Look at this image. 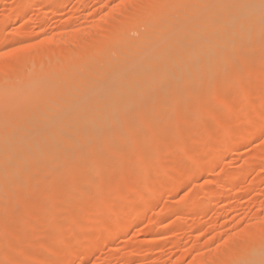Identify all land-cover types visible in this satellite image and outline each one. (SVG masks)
Masks as SVG:
<instances>
[{
	"label": "bare ground",
	"instance_id": "6f19581e",
	"mask_svg": "<svg viewBox=\"0 0 264 264\" xmlns=\"http://www.w3.org/2000/svg\"><path fill=\"white\" fill-rule=\"evenodd\" d=\"M148 2H151L156 5H160L161 7H157L154 9H145L144 13L139 14L137 17H135V19L132 18L129 20V23L132 24L131 25L129 24L126 30L123 31L121 29L120 30L118 29L111 37L105 36L103 34V36L99 38L87 40V38L84 39L83 36H82L83 38H81L80 37L81 35H79L77 33L78 31H76V33L75 32L74 33L77 34L76 35L77 37L75 35H74L75 37L72 36V38L74 39L65 36L60 37L59 35L62 34L53 33L55 35L52 34V36H50L49 39H47L48 41H46L45 39L43 42H41V44L37 43L36 46L39 47H41L42 43L45 44L49 43L50 45L56 46L59 49L58 45H60V43H61L60 46L63 47V44L66 45L68 44V42L69 44L73 42L76 46L81 47V49L83 48L82 53L80 52V55L78 53L79 57L77 55L75 58V59L78 58V60L76 62L74 61L75 64L74 63L72 64L75 65L73 66L74 68L73 67L70 68V66H68L71 65L70 62H68L69 64H67L66 66L67 61H70L71 59L69 56L70 54L68 55V53L66 52L63 53L64 52L63 49H61L60 53H58V51L56 50L54 56L50 58V60H52L51 62H55V63L56 61L58 62V60H61L62 63L61 68L58 67V63H56V66L59 68V71L55 66H53L54 68L51 67L53 71L49 68V66H48L49 71L46 70L47 69L46 67L45 68L43 67L44 69L41 67L43 71H40V68H38V70L36 71L37 74L35 75L34 72L32 73L30 70H27L25 64L26 61L24 58L25 57L24 52H22V55L19 54V56L21 55L20 57L12 56L13 59L8 58L9 59L7 60L8 64L6 63L5 60L4 61L6 64L3 62L0 63V65L2 64L3 66H5L3 67L1 65L3 67V70L0 71V83L2 82L1 79L11 78L10 72H12V74L15 75V76L13 75L12 76L13 78H11L13 81L14 79L16 80L17 77H18L17 79L24 80V82L22 81L23 83L21 82L22 84H19L18 83L19 81L17 83H14L16 84L15 85L16 87L14 86V84H11L12 82L11 79L10 80L8 79L7 81L3 80V82L5 83L4 84L1 83L4 87L6 82L7 83L9 82L11 85H13L11 86V89L13 87L15 88H13V90H10L9 89L10 85H9V87L4 88L5 89L4 93H0L1 94L0 95V195L3 193L10 194V191L15 188V184L17 182H21L24 179H27L26 177H31V176L34 178V181H39L36 182L37 185L39 187L42 186V190H44L43 188L45 186L41 185L44 179H45L44 183H46V180L50 176L54 177L53 176L54 174L61 172L59 170L66 162L65 161L66 158H69L72 155H76L78 158L82 159L85 158L91 151L104 149L106 152L103 155H99V154L95 155L87 164L84 165V167H86L85 169L89 171L88 174L90 173L89 177L91 179V180L88 179V184L85 182L86 185H91V187H93L95 191L97 190L99 191L101 187L100 178L104 170L109 165L117 161L116 159L118 158V156H120L119 154L123 152L124 147L126 148L127 143L128 144L139 143L140 137L142 134H144L145 129L148 130L149 127L152 128L151 126L157 123L159 127L154 135L153 134L150 135L152 139L151 140L149 139L150 136L149 138L147 137V139H149L148 142H150V144L146 142L148 146L145 149L146 160L145 159L144 160L145 162H149V160L151 161V157H152L151 155L154 154L151 153L152 152L151 150L152 149L154 150L153 147H155L158 150V156L161 160V158L164 155H166L165 150L169 147L171 148V146L167 147V143L169 141L168 137L170 136V134L172 135L171 133L173 129V128L171 129V127H173L172 125L176 127L177 124V125H181V128L182 126L187 128L188 125L194 123L195 120H193L192 122L191 120L196 119L195 115L196 114L198 115L199 113L200 114L203 113V115L205 114V117H203L204 122L203 120L201 121L202 123L200 122L202 125L200 124L201 126H199L198 124V126L200 127L199 130L202 132H204L205 130V132L208 131L209 133L210 130L214 132V134L211 136L212 138L209 143V146L205 150V155L206 153H208V151L210 150L212 151V148L214 147L216 150V146H218L216 144L217 143L219 144L220 142L218 135H222V133L220 134V132H218L217 135L216 128L218 126L222 131H224L225 136L223 135V137L224 138L226 137L225 139L222 138V140L224 139V141L222 142L226 141L227 143L228 141V143L235 142L236 144L238 140L240 141L239 138L242 136L237 138V135L239 132H241L239 130L240 129L242 130L241 122L243 120L234 119L235 121L233 120V122L222 121L223 123L217 122L218 125H216L215 119L217 117L216 111H218V109H215V104L213 105V103H210L212 99V97L210 96H212L211 95L212 90H217L219 87L222 88L228 86L233 81V79L236 81L240 77H242L241 79H243L242 75H246L250 71L248 69L249 71L247 72L246 69V66L249 62L248 61L249 60L248 57H250L249 55L254 56V53L256 52L254 50L255 48L257 50L259 47L260 49L264 47V0H179L174 2L172 0H148ZM111 12H113L114 14V10ZM166 14L169 15L165 16ZM73 43L70 45H72L75 48V45H73ZM79 47L77 48L79 49ZM94 47L100 48V50L97 53H94L93 52ZM260 49H258L257 51H259ZM43 50L42 51L39 50V53L40 52L42 53L38 55L39 58L36 59L40 64L41 62L46 64L45 62L47 61L45 60L48 58V54H49V53L47 54L46 50H44L46 52H43ZM250 51H252L251 52L252 54L251 53L248 54ZM252 56L250 57L251 59ZM255 56L258 57V59H261L262 55L258 53V55L255 54ZM255 59L257 60V58ZM250 62H252V60ZM12 63H14V66L12 65ZM9 65L14 67V69L11 68ZM72 68L73 70H71ZM9 69L10 70L13 69V70L10 71ZM61 69L64 70L66 74L63 73ZM67 69L68 70L70 69L69 70L71 71L69 72L70 74L67 71H65ZM257 69L259 70V68ZM258 70L256 71L260 73H264L260 71L261 69L259 71ZM28 71H30L32 75L31 73H28ZM44 72L46 74H44ZM33 75L34 77L38 75L37 79H34ZM30 76H32L31 78L33 79H30L29 78ZM254 77L252 76L249 77V82L251 81L250 79ZM258 77L257 79H260L263 78L264 76L261 75L260 78ZM39 79L40 81H38ZM254 79L257 80L256 78ZM37 81L40 84V86H38V88H32V86L30 85L31 84L33 85ZM232 84L234 83L232 82ZM248 84L246 87L249 86ZM3 87L0 89H3ZM28 87L32 88L33 92L35 91L34 89H37L35 93H36V97L38 95L37 97L38 101L37 100L35 101L36 97H34V99L32 100H28L26 98V94H28L29 91L31 90L28 89ZM34 87H37V85H35ZM32 90L30 91V93H32L33 95ZM0 91L3 92V90ZM174 95L175 98L173 97ZM22 96H24L25 98H23ZM209 97L210 99H206ZM31 98H33V96ZM202 98H204L203 101L201 100ZM213 101L215 100L213 99ZM237 106L235 108H237ZM242 106L244 105L242 104ZM242 106L240 105L239 107ZM233 107L232 105H229L228 107V105L226 104V106L224 105L222 110L221 109L220 110L224 115L225 114L227 115L226 112H228L229 109L233 111ZM246 109L247 108L245 106V110ZM185 110L186 112L188 111L187 113H190L191 116L186 112L185 113L181 112ZM174 112H176L177 114L183 113L186 116L183 115L184 118L182 116H181L182 118L181 117L178 118L180 114L176 115V113L174 114ZM240 114L242 116L243 113ZM244 115L246 114L244 113ZM259 115L257 114L256 116L257 117L262 116L261 114ZM174 116H177V118L175 119L178 120H174L173 118ZM242 118L245 119V116L244 117L242 116ZM244 122L243 124H246ZM251 135L252 134H250L249 136ZM247 136L246 139L247 138L250 139V137ZM188 137H185L184 139L183 137H181L182 139H177L180 140V142L177 144L178 145L180 144L183 150L184 148L190 149V147H192L193 143L191 145H189V143L194 141H199L198 138L197 140H194L195 138L192 139L193 136L190 138ZM171 141L175 143L174 140ZM122 147L123 150H121ZM222 147L224 146L222 145ZM195 149L193 146L192 147L193 151L191 150L192 153L194 152ZM170 150L171 149H169L168 153H170ZM215 150L214 152L217 153V151ZM222 151L220 152L222 153ZM103 152L104 151H102V153ZM192 153H190V155ZM123 155L121 154L122 157H124ZM220 156L218 157L220 158ZM165 157L166 156H164V158H162L161 161H165L167 163ZM203 157L204 156L202 155V158ZM253 157L254 158L259 157L260 159L261 158L264 159L263 149H259L258 152L255 155H253ZM197 158L195 159L197 160ZM248 158L246 159L247 161L246 163H249ZM254 158L250 157V160L254 161ZM197 161L195 163L198 164ZM162 163L163 162H161L159 166L166 165V164L161 165ZM168 164L166 165L167 167L164 166L162 169L166 167L167 169L165 170L169 171L170 170L169 168H171V171H169V173L165 175L168 180L167 183H172L176 178L174 176L175 171H173L171 167L172 164L171 165ZM121 165L122 164L118 165L117 163V166H115L116 168L115 174H117L116 179L118 176L121 175V173L123 174L125 172L126 164H124V166ZM255 165L258 164L253 163V166ZM168 166L170 167L168 168ZM10 169H14L15 170L14 173L8 172ZM159 170L157 171L159 172ZM203 171L204 168L201 167L200 165V167L198 166L197 169L195 168V171L193 173L198 174ZM223 171L222 174H220L221 175L220 178L214 180L215 184L217 185L221 184L220 182L224 179L227 181L228 187L230 186V188L232 189V186H234L233 180H235L236 178L235 174L230 170H225L224 172ZM236 176H238V174ZM33 178L30 179L33 180ZM176 182H174L173 184H175ZM132 187L134 188V186ZM174 187H176V185ZM130 188L131 186H128V190H131ZM201 189L203 191L202 192L200 191V194L206 196L205 189L203 188ZM15 190H13L14 194H15ZM20 190L21 188L19 187L18 191ZM229 191H224V192L227 193ZM217 192L219 191L209 192L212 195L211 198L213 197L212 200L218 197ZM189 196L187 198H189ZM207 196L210 197L208 193ZM102 197L98 199L100 201L97 202L98 204L96 205L97 207L96 211L99 210L98 208L102 204L103 206L108 205L107 204L108 202L106 200L107 196L104 197L105 199L103 198L104 200L102 199ZM107 198H109V196ZM64 204L63 206H65ZM200 205L202 206L203 204ZM166 207L168 208V206ZM12 208L11 210L8 209L9 210L8 212L10 213L12 212L10 216L7 212L8 214L7 216L9 217L12 216V217L9 220V217L6 216V219L10 224H14L15 226L18 223L17 221L18 218L17 219L13 218L15 217L13 216L15 210ZM168 209H171V207L169 206ZM168 209H166L165 211L166 212L169 211ZM203 210L204 209L202 207V211ZM70 212H71L70 215L68 214L69 217L72 216V210ZM260 213L258 211V213H255L253 215L252 220H248V219L246 220L245 227L243 229L242 228L239 229L240 231L242 230L241 235L240 232L237 230L238 226L236 227V224L235 226L232 225L233 227H231V233H229L231 234V236H229L230 242H228V244L231 243L230 247L233 245L234 242L240 241V238L245 233L249 231H258L260 229V227L262 226L261 221H264V214H260ZM38 214L36 213V215ZM36 215L35 217H37ZM79 216L81 219L84 217L83 215L82 217L81 215ZM77 218H78L77 222L78 221L79 222L77 225L78 226L77 232L75 233L76 235L74 234L76 238L79 235H82L83 230H85L84 227H86V226L81 227L80 226L81 220L79 219V217ZM105 218L106 215L104 219ZM9 223H7V225ZM54 223H56V221ZM177 228H179V226ZM55 229L56 228H54V225L51 226L52 232L55 231ZM232 229L234 231H232ZM17 236L19 237V235H16V237ZM20 242H22V240ZM24 242L22 244H24ZM29 242H30V238H29ZM80 242L81 241L77 243H72V245L70 243L72 248L70 252L69 251L68 252L70 254L77 253V251L81 249L80 247L84 248L83 246L86 243L83 245L82 242L81 245ZM7 243L8 245L10 244V242ZM20 245L21 244L19 243L18 246ZM25 247L28 248L27 245ZM86 247L88 248L89 246L87 244L85 245V248L82 250L83 255H85L84 253H87L88 251ZM13 248L14 247H12V249ZM16 248L18 249L17 251L21 249L18 247ZM213 250L210 251V253L207 256H199L198 259L195 256L197 260L194 259L195 262L193 261L194 263L192 264H207L208 262H210L211 264H222L224 260L222 259V257H220L221 254L218 255L219 253ZM228 252L229 251H227V253ZM233 252L236 254L234 255L233 258H231L232 260H239L241 262H251V264H260V261L264 259V252H262L258 241L250 244L240 243L233 250ZM229 254L230 252L228 253V255ZM222 256L224 257L225 254ZM24 257L26 258V255H24ZM227 258L229 257L227 256ZM27 259H28V254H27ZM26 261H23L25 262L24 264L27 263ZM174 264H182V262L180 260H176Z\"/></svg>",
	"mask_w": 264,
	"mask_h": 264
},
{
	"label": "rangeland",
	"instance_id": "374dc122",
	"mask_svg": "<svg viewBox=\"0 0 264 264\" xmlns=\"http://www.w3.org/2000/svg\"><path fill=\"white\" fill-rule=\"evenodd\" d=\"M39 1L40 0H0V53H11V55H6L0 58V63H5V61L7 63V60L13 59L12 56H19V54L22 55V52H24L25 61H28L27 63L25 62L27 70H30L32 73L34 72L35 75L37 74L36 71L38 70V68H40V71H43V69L46 67V70L49 71V66V68L53 71V66L57 67L56 63H58V67L61 68V60H58V62L56 61V63L51 62L52 60H50V58L56 53V50L58 51V53H60L61 49H63V53L66 52L68 53V55L70 54L69 56L71 60L67 61L66 63V66L67 64H69L68 62L71 63V65H68L70 66V68L75 66L72 64L74 63V61L76 62L78 60V58L75 59L78 53L79 55L80 52L82 53L83 48L81 49V47L76 46L73 42H71L70 44L73 43L76 49L72 45H70L69 42V46L66 43V45L62 43L63 47L60 46V43V45H58L59 49L56 46L50 45L48 42V44L42 43L41 47L36 46L37 43L41 44V42H43L45 39L46 41H48L47 39H49V37L52 36L53 33L62 34L59 35L60 37L65 36L68 38H72V36L75 37L77 35L75 33L76 31H78L77 33L81 35L80 37H84V39L87 38V40L99 38L103 36V34L105 36L111 37L118 29H121L123 31L126 30L130 24L129 20L132 18L135 19V17H137L139 14L144 13L145 10L142 8L129 7L125 3H122L121 0ZM172 1L174 2L179 0ZM113 10L114 14L113 12H111ZM167 15L169 14H166L165 16ZM25 45H33V47L25 49ZM43 47L44 50L47 51V54H50H48V58L45 60L48 63L44 61L46 64H44L43 62H41L40 64L38 60H36L37 58H39L38 55L42 53H39V50L42 51ZM77 47H79V49ZM14 49L23 50L13 51ZM258 49H260V47ZM44 50L43 52H46ZM99 50L100 48L94 47L93 52L97 53ZM254 50L256 52L254 53V56L249 55L250 57L252 56V59L248 57L249 62L246 66L247 72L250 70V74L248 72L246 75H242L243 79H241L242 77H240V80L237 78V81L234 79L233 81L231 80L234 84H232V82L230 83L229 81L231 85L228 83V86L222 88L219 87L217 90H212V93L210 92L212 95L210 96L212 97V102L210 101V103H213V105L215 104V109H218V111H216V125H218V123H223L224 121L233 122L234 119L243 120L241 122L242 130L240 129L239 131L241 132H239L237 135V138L242 136L239 138L240 141H237L238 143H228L227 141V143L230 145L229 146L226 141L222 142L226 137H223V135L225 136L224 131H222L218 126L216 128L217 135L218 132H220V134L222 133V135H218L220 142L219 144H216L218 146L215 145L216 150L214 147L212 148V151H208V153H206L205 155V150L209 146L212 138L211 136L214 134V132L210 130L209 133L208 131L205 132V130L204 132L199 130V126L202 125L201 121L204 119L203 117H205V114L203 115V113L201 112L202 114L199 113L198 115L196 114L197 116L195 115L196 119L191 120V122L193 120L195 121L194 123L188 125L189 128H187L189 130L184 126H182L181 128V125L176 124V127L172 125V135L170 134V136L168 137L169 141L166 140L169 143H167V147L171 146V148L165 147L167 149L165 150L166 155L164 156H166L165 159L167 160V163L165 161H161L164 156L160 160L158 156V150L155 147H153L154 150H151V153L154 154L151 155V161L149 160L150 163L145 162V149L148 146L146 142L150 144V142H148L149 139H152L150 135L155 134V132L158 130L159 125L156 123L157 127L156 124L151 126L152 128L149 127L148 129L147 127L148 130L145 129L144 134H142L143 136L141 135L140 137L139 143H127V146L126 148L124 147V150L123 147L121 148V150H123V152L121 153L122 155L125 151L123 155L124 157L119 154L120 156H118V158L116 156L117 161L114 160L118 163V165L122 164L121 166H124V164H126L125 172L123 171L124 173H121V175L116 179L117 174H115V166H117V163L113 161L114 163L112 162L113 164L109 165L111 167L108 166L109 168L107 167L104 170L100 178L101 187L99 191H95V189L91 187V185H86V183L88 184V179H90V173L88 174L89 171L85 169L86 167H84V165L87 164L95 155H103L106 152L104 149L91 151L85 158L82 159L78 158L76 155H72L71 157L66 158V162L62 166L63 168L61 167V169L59 170L61 172L54 174V177L50 176L47 179L48 183L47 180L46 183H44V179L41 184L45 186L43 188L44 190H42L41 185V187L37 185L36 182L39 181H34V178L32 176L26 177L27 179H24L23 181L17 182L15 184V188L13 189H16L15 194L13 193L14 191L11 190L12 192L10 191V194L7 193L9 196L6 193L0 195V215L2 214L0 216V264H24L25 262L23 261L26 260V264H79L81 259L87 261V264H174L176 260H180L182 264H192L199 258V256H207L213 249V251L219 253L218 255L221 254L220 257H222L224 261L228 259L232 260L231 258H233L236 253H234L233 251V253L230 252L229 255V252L227 253L228 247L230 248L231 245V243L228 244V242H230L229 236H231V234L229 233H231V227L235 226L236 224V227L238 226L237 230L241 235L242 230L240 231L239 229H243L245 227L247 219L252 220L253 215L255 213H258V211L259 213L261 212L260 214H264V159L253 157V155H255L259 149H263L264 151V77L260 78L261 75L264 76V73L256 71L258 70L257 68H259V70L261 69V72H264V54H262L264 53V47H262L259 51H257L256 48ZM252 51H250L248 54H250ZM258 53L263 56H261V59H258V57L255 56V54L258 55ZM255 58H257V60ZM251 60L252 62H250ZM12 65L14 66V63H12ZM10 67L14 69V67ZM41 67L44 68L42 69ZM58 67L57 70L59 71ZM73 68L71 70H73ZM69 70L67 69L65 71L69 73L71 72ZM30 71H28V73H31ZM62 72L66 74L64 70H62ZM10 73V77L13 78L12 76L14 74H12V72ZM44 74L46 73L44 72ZM250 75L252 77L255 76L254 78L256 79L259 76L258 78L260 79L255 80L254 78H252L249 82V77H251ZM37 76H35V78L33 75V78L37 79ZM31 77L32 76H30L29 78L33 79ZM17 78L16 80L14 79V81L11 79V84L17 83L18 81L19 84H22L24 82V80ZM8 79L9 78L1 79V83L4 84L5 82H3V80L7 81ZM38 81H40V79ZM38 81L36 82L37 84L34 83L35 85H37V87H34V84H31L30 86H32V88H38V86H40ZM6 84L4 85V87L2 84L0 85V88L3 87V89H0L3 90V92L0 91V93H4V88L9 87V85L10 90H13V88L16 87V84H14L15 87L11 89V86L13 85H11L9 82H6ZM247 84L249 85L248 87H246ZM240 85L244 87H241ZM32 88L28 87V89L31 90ZM34 90L36 91L37 89ZM35 91L33 92L32 90L33 95L32 93H28L29 95L25 93L26 98L28 100L34 99V97H36ZM217 94L220 95L218 96ZM32 96L33 98H31ZM22 97L25 98L24 96ZM37 97L35 98V101L37 100ZM173 97L175 98V95ZM210 97L206 99H210ZM203 99L204 98H202L201 100L203 101ZM213 99L215 101H213ZM226 104L228 105V107L229 105H232V107H234L233 111L229 109L228 112H226L227 115H224L221 110L224 105L226 106ZM242 104L244 106H242ZM240 105L242 107H239ZM236 106L237 108H235ZM245 106L247 108V111L245 110ZM181 112L185 113L186 110ZM175 113L176 112H174V114ZM240 113H243L242 116H245V119L242 118ZM244 113L248 116L244 115ZM179 114L176 113V115H179L178 118H180L181 116L183 117L184 115L183 113ZM187 114L191 116L190 113ZM257 114H261L262 116L257 117ZM173 118L174 120H178L175 119L177 118V116H174ZM243 122L246 124H243ZM207 132L210 135H208ZM189 133L191 136L189 135ZM250 134L252 135L249 136ZM247 135L250 137V139H246ZM188 136H193L192 139L195 138L194 140H197L198 138L199 140L194 142L190 141L191 143H189V145L193 143L192 147L194 146V149L196 147L193 153L192 147H190V149L184 148L183 150L180 144H177L180 142V140L177 139H182L181 137H183L184 139ZM147 137L149 139H147ZM222 138L224 139L222 140ZM171 140H174L175 143ZM222 145L224 147H222ZM169 149H171L170 153H168ZM213 149L217 151V153L214 152ZM102 151L104 152L102 153ZM220 151H222V153ZM210 152H213V156ZM190 153L192 154L190 155ZM202 155L204 156L203 158ZM196 156H199V159ZM218 156H220V158ZM250 157L254 158L255 162L250 160ZM195 158H197L198 161ZM247 158L249 163H246ZM196 161L198 162V164L195 163ZM161 162H163L161 165H167L168 162V165H173H171V167L173 171H175L174 176L176 178L172 183H167L168 180L165 175L169 173V171H171V168H169L170 166H168V168L170 169L169 171L165 170L167 169L166 165H164L166 167L162 169L164 166H159ZM253 163H257L258 165L253 166ZM200 165L204 168L205 172H201L203 174L193 173L195 171V168L197 169L198 166L200 167ZM132 166L134 167V170ZM157 170H159V172ZM163 170H165L166 172ZM223 170H230L235 174L236 178L235 180H233L234 186H232V189L230 188V186L228 187V183L224 179L220 182L222 185L215 184L214 180L220 178V174H222ZM14 171V169H10L8 172L14 173ZM236 173L238 174V176H236ZM30 178H33V180ZM174 182L176 183L173 184ZM175 185L176 187H174ZM128 186H131V190H128ZM132 186H134V188L136 189H134ZM19 187L21 188V192L18 191ZM201 188L205 189L206 196L200 194V191H203ZM115 191L117 192V194ZM212 191H219L217 192L218 197L214 198V200H212L213 197L211 198L212 195L211 193H209ZM224 191L229 192L226 193ZM207 193L208 195H210V197L207 196ZM104 195L107 197L109 196L110 198L109 199L106 197V200L108 202V205L106 206L108 207H106L105 205L103 206L102 204L98 208L99 210L96 211V205L98 204L97 202L100 201L98 199H100ZM189 195L191 196V198ZM188 196L189 198H187ZM104 197H102V199ZM63 204L65 206H63ZM200 204L203 205L201 206ZM166 206H168V208L170 206L171 209H168ZM202 207L204 209L203 211ZM11 208L14 209L15 213L17 214L16 215L14 212V215L12 214L13 216H15L13 218H18V223L16 224L17 227L16 225L14 226V224H10L6 219V216L8 214L10 216L12 213L8 212L9 210H11ZM70 209L72 210L71 217H69L71 213ZM166 209H168L169 211L166 212ZM36 213L39 214L36 215ZM35 215L37 217H35ZM79 215H81V217L83 215L84 219L82 218V220ZM105 215L106 218L104 219ZM11 217H9V220ZM77 217H79V219L81 220L80 226L86 227H84L85 230H83L82 235H79L76 238L75 233L77 232V225L79 222H77ZM55 221L56 223H54ZM7 223L9 224L7 225ZM53 225L56 229L52 232L51 226ZM178 226L179 228H177ZM5 227H8L7 230ZM232 231L234 230L232 229ZM16 235H19V237L17 236V238ZM19 239L20 241L22 240V242H20ZM79 241H81V245L83 242V245L86 243L89 246L88 248L86 247L88 250L87 253H84L85 255L82 254V250L86 245L85 244L83 246L84 248L80 247L81 249H79L77 253L70 254L69 252L72 248V243H77ZM7 242H10V244L8 245ZM23 242L25 245L22 244ZM19 243L21 244L20 246H18ZM26 245L28 246V248L25 247ZM12 247H14V250L12 249ZM16 247H22L23 249L21 248L19 251H17L18 249ZM231 253L233 254V256ZM224 254L225 256L223 257L222 255ZM24 255H26V258L24 257ZM226 255L229 258H227ZM195 256L197 259L195 258ZM12 258L15 262L12 261ZM207 264L211 263L208 262Z\"/></svg>",
	"mask_w": 264,
	"mask_h": 264
},
{
	"label": "snow or ice",
	"instance_id": "6c2138e0",
	"mask_svg": "<svg viewBox=\"0 0 264 264\" xmlns=\"http://www.w3.org/2000/svg\"><path fill=\"white\" fill-rule=\"evenodd\" d=\"M122 3H125L129 7L142 8V9H154L161 7L160 5L153 4L148 2V0H121ZM33 45H25L24 48H31ZM23 49H14L13 51H21ZM6 55H11V53H0V58ZM3 70V67L0 66V71ZM261 227L258 231H249L245 233L240 241L234 242L233 245L228 249L229 252H232L240 243H255L259 242L262 252H264V221H261ZM227 243V242H226ZM79 264H87V261L81 259ZM222 264H251V262H241L239 260H226ZM260 264H264V259L260 261Z\"/></svg>",
	"mask_w": 264,
	"mask_h": 264
}]
</instances>
